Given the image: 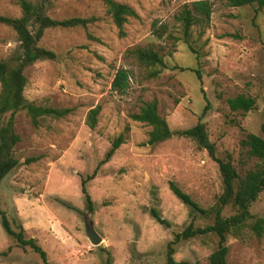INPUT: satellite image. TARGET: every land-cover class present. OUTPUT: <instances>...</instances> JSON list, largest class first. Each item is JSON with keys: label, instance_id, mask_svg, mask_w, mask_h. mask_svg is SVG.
Listing matches in <instances>:
<instances>
[{"label": "rangeland", "instance_id": "1", "mask_svg": "<svg viewBox=\"0 0 264 264\" xmlns=\"http://www.w3.org/2000/svg\"><path fill=\"white\" fill-rule=\"evenodd\" d=\"M114 1L138 14L125 25L124 36L102 0H48L47 14L53 19L95 21L86 28L47 29L39 46L53 51L56 59L38 61L25 72L28 101L73 109L63 119H41L37 127L25 112L16 115L14 128L21 141L15 157L20 164L0 184V206L12 227L22 225L25 235L47 252L50 264H167L169 242L191 222L188 207L169 183L175 182L202 208L213 206L222 193L218 163L194 140L174 136L156 146L145 144L151 127L130 117L143 102L156 99L172 131L205 124L217 156L231 157L241 178L259 162L242 142L250 135L264 136V8L257 13L255 5L231 7L224 0H209L214 7L210 23L194 26L185 39L175 16L185 4L200 0ZM21 15L17 0H0V16ZM161 25L166 33L158 38L155 29ZM19 47L15 31L0 24V61ZM135 47L159 51L167 65L159 77L147 78L145 68L127 53ZM120 68L132 75L126 94L112 89ZM238 95L255 98L256 107L232 111L227 100ZM97 106L98 123L91 129L88 114ZM120 134L125 143L88 183L95 203L89 213L82 177L96 170ZM34 158L38 160L27 163ZM152 208L170 222L169 228L150 215ZM233 213L227 207L224 216ZM251 213L264 217V192ZM90 222L102 238L100 246L87 237ZM208 222L195 221L196 226ZM216 246L215 236L181 241L174 246V258L183 264H210ZM228 246L230 264H264V235L257 238L246 230L242 238L230 237ZM0 254V264H43L38 254L5 232L1 217Z\"/></svg>", "mask_w": 264, "mask_h": 264}, {"label": "trees", "instance_id": "2", "mask_svg": "<svg viewBox=\"0 0 264 264\" xmlns=\"http://www.w3.org/2000/svg\"><path fill=\"white\" fill-rule=\"evenodd\" d=\"M21 7L22 15L18 18L0 16V24L11 27L20 43L19 50L5 61H0V184L19 166V160L15 157V147L21 141L15 131V118L20 112H25L31 119L34 126H39L41 119L52 118L63 119L72 113L70 108H52L40 106L26 99L24 91L28 84L25 74L28 67L38 61L55 60L56 54L48 49L39 46L45 31L49 28H86L94 22V18H70L64 20L53 19L47 14L48 0L30 1L17 0ZM106 13L109 15L119 30L120 36H124V27L130 18H138L137 12L129 5L114 0H102ZM231 7L257 6L256 12L264 8V0H224ZM214 11L213 4L209 0L195 1L185 4L175 20L179 23L183 36L187 39L194 26L206 27L212 18ZM155 26H157L155 24ZM166 26H159L155 29L158 38H163L166 33ZM147 72V78L153 79L161 75L167 68L163 56L153 47H135L127 52ZM131 73L125 68L117 70L112 82L113 91L126 94L130 88ZM199 79L201 76L197 73ZM227 103L234 112H249L256 107L255 98L246 95H238L229 98ZM209 105L206 106L207 110ZM100 106L90 110L87 124L95 129L98 123ZM7 119L5 120V118ZM131 119L151 127L146 145L156 146L172 137L189 138L194 140L198 146L206 150L211 159L219 165L222 178L223 191L217 197L215 204L209 208H202L192 197L185 193L175 182L169 183L171 192L189 209L191 222L181 232L174 235V239L168 244L167 264L178 263L175 258L174 246L181 241H188L197 237L215 236L217 246L209 257L210 264H230L228 262L230 237L242 238L245 231L249 230L257 238L264 235V217H255L251 208L260 195L264 192V136L250 135L242 144L250 147V156L259 158L255 169L249 171L245 177L239 175L231 157L219 158L215 145L209 140L206 126L198 123L196 126L186 130L172 131L166 119L161 117L158 111L156 99L142 103L138 113H134ZM264 132V125L262 127ZM125 143V135L120 134L112 143L105 154L104 159L99 163L96 170L87 177H82L81 191L85 199V207L89 213L95 211V203L88 190V183L95 179L102 165L108 163L116 151ZM37 158L27 160L36 161ZM69 209L79 210L67 203H63ZM227 207H232L234 213L224 216ZM150 215L161 225L169 228L170 222L164 219L161 213L152 208ZM0 217L5 232L11 236L22 248H30L39 255L43 264H50L47 252L38 244L34 238L25 235L22 225L15 230L6 214L0 206ZM209 219L204 225H197V219ZM1 255V254H0ZM184 264H199L198 262H186Z\"/></svg>", "mask_w": 264, "mask_h": 264}, {"label": "water", "instance_id": "3", "mask_svg": "<svg viewBox=\"0 0 264 264\" xmlns=\"http://www.w3.org/2000/svg\"><path fill=\"white\" fill-rule=\"evenodd\" d=\"M86 234H87V237L89 238L90 242L94 246H100L102 244V238L94 229L93 222L86 223Z\"/></svg>", "mask_w": 264, "mask_h": 264}]
</instances>
